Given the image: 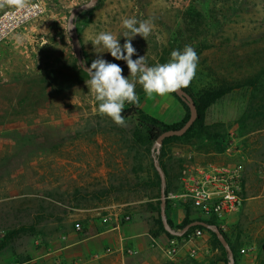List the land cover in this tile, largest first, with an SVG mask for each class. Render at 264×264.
<instances>
[{
  "label": "rangeland",
  "instance_id": "1",
  "mask_svg": "<svg viewBox=\"0 0 264 264\" xmlns=\"http://www.w3.org/2000/svg\"><path fill=\"white\" fill-rule=\"evenodd\" d=\"M42 1L44 12L0 44V264L22 263L61 242L90 241L105 249L103 257L117 255L103 236L117 232L157 242L146 264H225L230 256L235 264H264V0ZM132 16L154 24L147 40H132L149 66L191 45L199 65L188 89L231 88L208 110L204 133L143 146L136 116L120 127L98 113L71 37L90 65L98 55L91 38L122 34V19ZM135 91L139 105L126 102L124 110L136 106L168 125L185 117L173 95L149 98L139 84ZM211 167L240 175L242 207L222 219L183 197ZM161 200L174 236L186 217L212 221L233 254L205 230L196 244L173 237L179 246L171 259ZM120 240L128 264H142L145 248L134 245L140 239ZM193 245L202 250L194 257Z\"/></svg>",
  "mask_w": 264,
  "mask_h": 264
},
{
  "label": "clouds",
  "instance_id": "2",
  "mask_svg": "<svg viewBox=\"0 0 264 264\" xmlns=\"http://www.w3.org/2000/svg\"><path fill=\"white\" fill-rule=\"evenodd\" d=\"M26 4L27 0H0V8H24ZM121 27L125 30L122 34L100 31L91 38L90 42L98 55L90 66L85 63L83 69L89 77L85 80L89 93L98 102V113L123 127L126 125L123 115L125 103L139 105V96L135 91L137 84L149 98L154 95L164 97L188 88L197 74L199 56L191 45H185L182 51L173 50L168 62L149 66L145 55L137 56L132 40L136 36L147 40L154 30V24L150 20H138L132 16L123 18ZM121 36L125 38L123 44L120 43ZM104 52L110 53L117 61H125L129 75H123L124 69L119 64L99 55ZM134 56L137 58L133 59Z\"/></svg>",
  "mask_w": 264,
  "mask_h": 264
},
{
  "label": "trees",
  "instance_id": "3",
  "mask_svg": "<svg viewBox=\"0 0 264 264\" xmlns=\"http://www.w3.org/2000/svg\"><path fill=\"white\" fill-rule=\"evenodd\" d=\"M71 41L75 48L74 51L76 64L78 68L87 75V73L83 69L84 64L86 63L88 66L90 65L85 60V54L83 53L80 40L77 37L72 36ZM111 63L119 64L124 70L128 69L125 61L121 60ZM230 91V87L221 86L215 90H205L199 95L193 94V92L188 88L180 89L175 93H170L179 101L186 113L185 117L180 122L171 125L162 123L155 118L147 116L136 106H134L132 110H123V115L125 118H131L134 116L138 118L139 127L135 134V137L137 138L140 145L146 146L157 144L158 146L163 147L168 140L184 137L192 132L204 133L206 130L205 123L208 110L221 97H223ZM166 204V201L161 200L162 207L158 210L161 233L165 234L169 238H182V236L193 229H204L211 233L215 237L216 242L225 247L230 255L233 254L232 248L227 245L226 236L212 221H206L204 219L191 220L189 217H186L183 220L181 226L178 227V229L181 230V233L174 236L171 232L172 222L166 217ZM230 257L231 258L226 261L225 264L236 263L235 259L232 256Z\"/></svg>",
  "mask_w": 264,
  "mask_h": 264
},
{
  "label": "built area",
  "instance_id": "4",
  "mask_svg": "<svg viewBox=\"0 0 264 264\" xmlns=\"http://www.w3.org/2000/svg\"><path fill=\"white\" fill-rule=\"evenodd\" d=\"M44 12L42 0H27L24 8L8 7L0 8V44L18 29H21L32 19L38 18ZM193 187L187 189L184 198H190L201 212L222 219L228 214L238 211L244 202L240 196V175L237 170L211 167L207 171L201 170L194 180ZM130 218H127L129 221ZM181 233V231H180ZM205 234L204 229L196 228L183 236L182 241L196 244ZM179 242L177 238L168 241L166 254L175 258ZM202 251L197 246L190 250L192 257ZM208 251V250H207ZM133 254V250H127Z\"/></svg>",
  "mask_w": 264,
  "mask_h": 264
},
{
  "label": "crops",
  "instance_id": "5",
  "mask_svg": "<svg viewBox=\"0 0 264 264\" xmlns=\"http://www.w3.org/2000/svg\"><path fill=\"white\" fill-rule=\"evenodd\" d=\"M102 236V235H101ZM103 236L108 240H113V244H109L108 246L111 247V250L114 252H119L117 255H109L104 256L102 251L100 250L97 252L95 247H92L90 241H86L83 243H76V244H65L63 242L59 243L58 245L50 244V245H43L38 250L39 253L36 254L35 257H31V259H25L22 263L18 264H128L129 256H125L122 254V246L121 240L122 238L125 239L126 243L128 241H132L134 238L140 239L138 242L134 243L136 247L142 246L145 248L144 256L139 257V261L142 264H146L144 261L146 258L148 259L150 256L153 255L154 249L156 246L154 243H157L155 240H150L149 238H144L142 234L138 236H130V237H122L117 232V235L111 234H103ZM92 241V240H91ZM129 243V242H128ZM98 254V255H97ZM96 256V257H95ZM145 257V258H144ZM79 261V262H78Z\"/></svg>",
  "mask_w": 264,
  "mask_h": 264
}]
</instances>
